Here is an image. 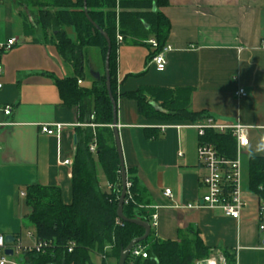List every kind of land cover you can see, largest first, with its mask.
Wrapping results in <instances>:
<instances>
[{
	"label": "crops",
	"instance_id": "0c3cea01",
	"mask_svg": "<svg viewBox=\"0 0 264 264\" xmlns=\"http://www.w3.org/2000/svg\"><path fill=\"white\" fill-rule=\"evenodd\" d=\"M46 2L0 0V46L16 39L0 54V123L9 122L0 125V232L24 242H33L35 237L26 235L31 232L25 225L30 208L20 191L34 183L59 186L63 202L71 203L72 165L61 161L73 162L77 127L85 125L78 107L63 104L54 84L53 77L64 78L75 70L38 22ZM152 11L160 12L159 20L167 22L168 28L154 34L140 20L146 34H129L119 42L116 111L126 170L134 171L148 209L156 214L153 233L161 239L197 234L213 252L232 253L234 264H264L259 198L249 190V159L264 156L256 151L264 136V0H166ZM65 30L75 39L73 27ZM158 34L171 47L162 71L151 61L154 49L147 42ZM89 47L94 46L81 49L82 71ZM95 48L102 60L101 74L104 60ZM91 66L92 73L100 71L99 66ZM147 86L191 88L190 111H203L217 124L247 126L249 142L240 153L239 183L245 205L238 219L219 209L186 207L201 205L205 192L202 177L206 170L197 154L199 133L186 120L141 113L137 99L126 94ZM239 87L244 88V96H237ZM146 99L161 108L159 101L147 95ZM8 105L12 110L6 115L2 109ZM41 123L64 126L58 137L42 133ZM98 175L106 190L101 168ZM166 188L171 190L170 197L163 195Z\"/></svg>",
	"mask_w": 264,
	"mask_h": 264
},
{
	"label": "trees",
	"instance_id": "16d2710c",
	"mask_svg": "<svg viewBox=\"0 0 264 264\" xmlns=\"http://www.w3.org/2000/svg\"><path fill=\"white\" fill-rule=\"evenodd\" d=\"M85 2L87 13L83 9L84 0H48L38 16V22L45 34L53 39L61 57L74 66L73 74L53 79L61 102L67 106L76 105L79 119L85 125L77 127L78 140L71 172V203L63 202L59 186L34 183L25 187L24 198L30 208L26 221L34 226L36 240L50 243L43 253H25V259L31 264H93L91 256L94 254L101 257L100 264H108L109 259L117 264L121 249L144 233L143 227L138 224L121 219L117 221L121 175L112 129L114 105L108 93L104 71L98 78H92L89 87L82 82L79 84L77 80L83 78L81 49L84 46L98 47L105 61L108 48L104 35L88 20L89 16L110 41L109 85L116 101V54L119 44L116 35L120 33L123 38L138 32L146 34L140 20L148 23L154 34L157 31L165 32L167 22L163 19L160 22V12L152 11V8L166 4V0ZM65 27L74 28L75 39L68 36ZM153 38L158 43V48L152 52L154 55L166 43L159 34ZM2 52L3 47L0 48V54ZM190 94L191 88L187 87L147 86L126 95L135 97L139 111L152 117L182 119L190 123L208 118L209 115L203 111L192 112L188 109ZM146 95L159 101L161 110L155 109ZM93 140L96 141L94 152L89 149ZM199 140L212 144L220 156L228 159L236 156V138L229 129L218 131L206 128ZM98 168L104 173L108 185L106 190L100 186ZM126 172L129 186L123 214L151 223L152 211L146 205L144 189L132 169ZM249 190L259 200H264V156H252L249 159ZM70 242L74 246L68 251ZM135 246L144 247L146 257L129 253L125 264H195L197 260L209 258L212 252L197 234L190 238L161 239L154 235L152 227L148 238ZM223 256L227 264H234L232 253L223 251Z\"/></svg>",
	"mask_w": 264,
	"mask_h": 264
},
{
	"label": "built area",
	"instance_id": "2783aa9c",
	"mask_svg": "<svg viewBox=\"0 0 264 264\" xmlns=\"http://www.w3.org/2000/svg\"><path fill=\"white\" fill-rule=\"evenodd\" d=\"M117 42L123 40L122 35L117 33ZM152 48L155 50L158 48V43L154 38L147 41ZM16 43L15 38H11L8 42L0 46L7 50L11 48L12 45ZM171 50V47L167 44L163 45L160 50H158L151 58V61L155 64L157 70L162 71L166 66L165 54ZM2 72V65L0 64V74ZM77 82L81 84V80L78 79ZM2 83H0V87ZM237 96H244L245 90L239 87L236 91ZM12 107L5 106L2 111L8 115L11 113ZM9 124V122L0 123V125ZM64 125L61 123H41L39 125L40 131L48 135H60L61 129ZM188 126L195 127L199 133V137L204 134L206 128H212L218 131H224L229 129L236 138V156L233 159H228L220 156L214 146L210 143L202 142L199 140L197 154L200 162L204 166L206 172L202 177V183L205 188V192L201 197L200 204H187V208H197L199 206H205L210 209H219L221 213L225 216L238 219L241 215V210L245 205V201L240 194L239 183H240V153L241 149L248 145L249 139L246 133L247 126L240 123H235L232 125H222L217 124L212 118L208 117L203 121H197L194 123H189ZM1 149V147H0ZM90 151L94 152L96 149V141L93 140L89 145ZM63 165H72L71 159H65L61 161ZM129 183L127 182V188ZM20 196L25 197V190L20 191ZM163 195L170 197L171 190L166 188L163 190ZM178 207V206H177ZM119 217L117 221L119 222ZM156 214L152 215L151 227L156 225ZM258 229L264 235V200H259L258 206ZM27 237H34L32 232L26 233ZM5 234L0 232V264H31L25 259V253L27 252H37L43 253L49 246L50 243L45 240H36L34 238L33 242H24L20 237L13 238V241L6 242ZM74 246L73 242H70L68 251L72 250ZM10 248L12 253L7 254L5 250ZM130 253L134 256L146 257V252L142 246H134ZM206 260L209 263L211 260L215 264H227L223 256L218 259L214 257H209L207 259L197 260L195 264L200 261ZM206 263V264H207ZM52 264V263H47Z\"/></svg>",
	"mask_w": 264,
	"mask_h": 264
},
{
	"label": "water",
	"instance_id": "95a60500",
	"mask_svg": "<svg viewBox=\"0 0 264 264\" xmlns=\"http://www.w3.org/2000/svg\"><path fill=\"white\" fill-rule=\"evenodd\" d=\"M83 9L85 11V13H87V6H86V2L84 0V6ZM88 20L93 24V26L98 29L105 37L107 44H108V48H107V52H106V56H105V61H104V74L106 76V86L108 89V93L109 96L113 102L114 105V120L112 123V129H113V135H114V142H115V147H116V152L118 155V160H119V167H120V175H121V192H120V196H119V200H118V205H117V216L123 220V221H127V222H132L135 224H138L140 226L143 227L144 229V233L139 236V237H135L133 238L124 248L121 249L120 254H119V258H118V262L117 264H125L126 258L128 257L131 249L139 242L145 240L148 238L150 232H151V225L149 222L143 220V219H139V218H128L123 214V204H124V199H125V194L127 192V172H126V167L124 164V160H123V154H122V149H121V143H120V139H119V134H118V128H117V111H116V101L113 99L111 91H110V85H109V64H108V59H109V52H110V41L109 38L107 36V34L105 32H103L92 20L89 16H87ZM94 78H98L100 76L99 72L96 73H92ZM154 108L155 106L153 105V102H149ZM157 110H161L158 108H155ZM74 141L76 143V136H74ZM5 240L6 242H11L13 241V237L11 235H6L5 236ZM5 252L7 254H11L12 251L10 248H7L5 250ZM207 261L203 260L198 262L197 264H206Z\"/></svg>",
	"mask_w": 264,
	"mask_h": 264
},
{
	"label": "rangeland",
	"instance_id": "374dc122",
	"mask_svg": "<svg viewBox=\"0 0 264 264\" xmlns=\"http://www.w3.org/2000/svg\"><path fill=\"white\" fill-rule=\"evenodd\" d=\"M47 8H48V10L50 9L51 11H53V9H51L50 7H47ZM87 49L88 50L85 53V58L83 61V72H82V74L84 76V78H83L84 85L89 87L92 83V77H93L92 71H91L93 68L91 66V63L99 66V70H100V71H93V72H102V66L103 65H102V60L100 57L99 50L95 47H89ZM25 225L27 226L28 230H30L32 233L34 232V226L33 225L29 224V222H27V221L25 222ZM221 256H222L221 254L212 251L210 253L209 257H214V258L218 259ZM92 259H93V262L95 264L100 263V261L96 255H93Z\"/></svg>",
	"mask_w": 264,
	"mask_h": 264
},
{
	"label": "clouds",
	"instance_id": "9594fccd",
	"mask_svg": "<svg viewBox=\"0 0 264 264\" xmlns=\"http://www.w3.org/2000/svg\"><path fill=\"white\" fill-rule=\"evenodd\" d=\"M256 151L259 153H264V136H262L256 144ZM0 242H2V240H0Z\"/></svg>",
	"mask_w": 264,
	"mask_h": 264
},
{
	"label": "bare ground",
	"instance_id": "6f19581e",
	"mask_svg": "<svg viewBox=\"0 0 264 264\" xmlns=\"http://www.w3.org/2000/svg\"><path fill=\"white\" fill-rule=\"evenodd\" d=\"M207 264H215V263H214V261H213V260H211V261H210L209 263H207Z\"/></svg>",
	"mask_w": 264,
	"mask_h": 264
}]
</instances>
